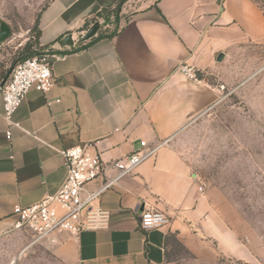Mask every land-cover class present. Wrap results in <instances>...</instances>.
I'll return each mask as SVG.
<instances>
[{
	"label": "crops",
	"instance_id": "obj_1",
	"mask_svg": "<svg viewBox=\"0 0 264 264\" xmlns=\"http://www.w3.org/2000/svg\"><path fill=\"white\" fill-rule=\"evenodd\" d=\"M117 1L51 0L39 15L40 45L69 32L76 43L53 45L69 51L50 55L54 84L47 92L30 90L9 119L0 94V238L18 232L12 230L16 205H31L63 183L62 149L89 143L112 161L141 140L168 139L97 200L110 213L108 226L61 235L46 244L54 257L61 264H184L176 241L197 264H254L251 241L211 202L174 140L219 101L221 90L208 77L234 76L237 59H246L254 41L264 42V6L257 0H148L115 36L71 51L81 43L85 20ZM182 63L198 78L182 73ZM146 207L164 211L170 223L141 229Z\"/></svg>",
	"mask_w": 264,
	"mask_h": 264
},
{
	"label": "rangeland",
	"instance_id": "obj_2",
	"mask_svg": "<svg viewBox=\"0 0 264 264\" xmlns=\"http://www.w3.org/2000/svg\"><path fill=\"white\" fill-rule=\"evenodd\" d=\"M50 1L0 0V24L4 21L11 27L10 37L1 45V70L13 68L28 46L36 49V20ZM147 1L128 0L118 26ZM257 1L264 6V0ZM96 22L106 32L117 26L111 14L107 22L86 19L82 29ZM245 56L237 59L234 76L208 77L220 88L221 97L174 140V146L189 160L215 207L242 239L251 241L254 264H264V42L254 41ZM31 240L21 232L1 237L0 264H61L50 246L31 245ZM175 243L184 264H197L185 246Z\"/></svg>",
	"mask_w": 264,
	"mask_h": 264
},
{
	"label": "built area",
	"instance_id": "obj_3",
	"mask_svg": "<svg viewBox=\"0 0 264 264\" xmlns=\"http://www.w3.org/2000/svg\"><path fill=\"white\" fill-rule=\"evenodd\" d=\"M0 43V50H1ZM182 73L197 79L196 70L182 63ZM55 82L53 64L48 54H38L19 61L9 78L0 86L4 116L9 119L20 107L30 90L47 92ZM10 137V132L8 131ZM169 140L150 143L141 140L140 147L123 159L104 160L89 143H81L60 151L67 169L66 177L58 190L31 205H16L12 216V230L32 237L36 243L54 244L63 234L78 236L83 231L105 228L110 213L97 204L101 195L114 189L128 175ZM101 180L99 186L91 184ZM171 221L170 216L156 207H146L140 214V227L148 231L163 227Z\"/></svg>",
	"mask_w": 264,
	"mask_h": 264
},
{
	"label": "trees",
	"instance_id": "obj_4",
	"mask_svg": "<svg viewBox=\"0 0 264 264\" xmlns=\"http://www.w3.org/2000/svg\"><path fill=\"white\" fill-rule=\"evenodd\" d=\"M127 1L128 0H118L117 3L114 6H112V7H104L100 11H98L95 15L90 17V18H92L94 20H97L98 18H104L105 21L107 22L109 20V18H110V15L114 14L117 26H116V28L113 31H111V32L107 31L106 32V31H102L101 28H100V30L98 31L96 36L91 38L89 41L81 42L78 47L72 49L71 51H74V50H77V49L88 48L91 44H93L95 41H97L99 39L106 38V37L111 38V37L115 36L116 34H118L120 29H121V27L118 26L119 22H120V18H121V12H122L123 6L125 5V3ZM39 21L40 20H39V17H38L37 20H36L35 27H34L35 34H36V35H34L36 37V49L35 50H31L30 47L28 46L27 53H25L23 55V57H21L16 63H14L13 68L15 67V65L19 61H22L24 59L31 58V57H34V56L40 54L38 52V50H43V52L41 54H48V55H53V54H57V53H68L69 52V51H61V50L55 49L53 47V45L57 41H59L60 39L63 38V35L59 36L58 38H56L55 40H53L52 42H50V43H48L46 45H40V40L39 39H40V36H41V29L39 27V23H40ZM86 23H88V21H86ZM86 23H85V25H86ZM96 23H99V22H96ZM83 29H88V28L84 26ZM13 68H8V69H5V70H1L0 69V86L5 81L8 80Z\"/></svg>",
	"mask_w": 264,
	"mask_h": 264
},
{
	"label": "water",
	"instance_id": "obj_5",
	"mask_svg": "<svg viewBox=\"0 0 264 264\" xmlns=\"http://www.w3.org/2000/svg\"><path fill=\"white\" fill-rule=\"evenodd\" d=\"M101 26L99 23H95L92 27L86 30V32L80 37L79 41L84 42L88 41L94 36L97 35L98 31L100 30ZM11 35V27L6 22H1L0 24V43H3L5 40H7ZM60 44H64L67 46H73L75 45V39L73 33L69 32L63 36L62 39L59 40ZM225 57L224 52H220L218 54V61H222Z\"/></svg>",
	"mask_w": 264,
	"mask_h": 264
}]
</instances>
